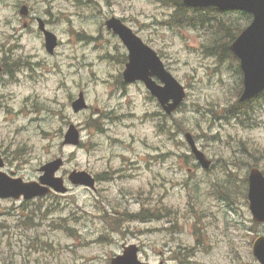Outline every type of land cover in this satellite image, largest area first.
<instances>
[{
    "label": "rangeland",
    "instance_id": "1",
    "mask_svg": "<svg viewBox=\"0 0 264 264\" xmlns=\"http://www.w3.org/2000/svg\"><path fill=\"white\" fill-rule=\"evenodd\" d=\"M23 1L39 14L37 5L41 9L46 3L55 5L58 15L52 30L61 45L54 57L45 52L38 34H19L20 24L10 25V6ZM94 4L97 8L88 0H0V48L5 40V48L10 47L14 57H29L37 64L14 81L9 79L8 85L0 78V152L8 151L6 172L34 181L39 168L58 157L65 161L63 178L73 171L94 176L111 171L96 192L69 186L67 194L36 201L0 200V264L3 259L23 256L39 258L40 264H110L125 245L139 246L142 262L178 264L172 261L171 251L181 246L197 250L203 242L196 244L198 235L191 219L180 220L173 230L168 220L178 218L177 210L187 214L191 196L200 195L204 208L198 205L197 212L202 208L200 213L207 214L201 221L210 219L200 227L212 222L202 231L212 243L204 245L207 250L195 252L194 264H231L237 252L251 256L248 243H241L244 235L234 227L226 231L225 220L218 219L228 202L210 193L230 179L224 191L229 189L230 197L240 207L246 206L244 180L251 166L258 163L264 171V99L256 103L253 122L244 124V119L237 118L229 125L223 116L238 99L241 81L235 63L220 65L218 59L205 57L203 46L212 44H207L208 34L163 26L168 10L150 0H95ZM112 13L129 16L131 27L161 54L166 67L187 89L186 105L164 126L153 116L161 114V108L142 85L127 89L126 95L120 88L124 67L110 52L122 49L103 28L105 15ZM219 47L213 45L217 52ZM80 92L90 108L75 114L71 103ZM37 104L45 109H38ZM50 112L55 114L49 117ZM105 113L112 115L103 122ZM69 124L81 128L83 147L63 146ZM181 129L199 136L202 151L216 162L212 170L204 171L190 157L184 161L173 157L189 154L184 146L179 149L183 135H170ZM169 152L172 157L157 158ZM162 200L174 210L168 220L145 227L114 218L120 212L150 210ZM246 216L250 219L247 212ZM150 218L158 219L160 214L145 211L141 220ZM232 218L240 219L237 214Z\"/></svg>",
    "mask_w": 264,
    "mask_h": 264
},
{
    "label": "water",
    "instance_id": "2",
    "mask_svg": "<svg viewBox=\"0 0 264 264\" xmlns=\"http://www.w3.org/2000/svg\"><path fill=\"white\" fill-rule=\"evenodd\" d=\"M189 4L196 6H216L222 10H247L254 14L255 21L251 27L246 30L241 37L232 46V50L239 56L242 69L244 71L245 91L242 101L250 99L264 90V0H186ZM186 2V3H187ZM124 34H128L127 32ZM155 55V54H154ZM156 57V56H155ZM158 61L157 58H155ZM137 61V58H136ZM134 56L132 54V63ZM155 69V68H154ZM157 70V69H155ZM143 74V73H141ZM138 74V75H141ZM130 76V75H129ZM167 78V76H166ZM171 87H178L177 83L169 77V90L157 93L159 98L166 96ZM175 91V90H171ZM81 106L76 108L79 111ZM191 144L192 141H190ZM66 143L78 145L79 134L75 128H71ZM195 150V149H194ZM197 157L205 164L202 155ZM62 165L61 160H57L44 168L45 177L42 178V184L52 186L58 192H66L61 179H56L55 173ZM207 166V165H206ZM73 183H81L92 185L93 180L86 173H74L71 177ZM250 197L253 203V210L260 215H264V177L254 170L250 179ZM48 189L40 187L38 184H23L19 181H5V176L0 175V197L19 198L24 194L26 197L44 196L48 193ZM264 246V245H263ZM263 251V250H262ZM258 255L263 256L264 252L257 250ZM113 264H140L136 261V250L129 251L127 257L118 258Z\"/></svg>",
    "mask_w": 264,
    "mask_h": 264
},
{
    "label": "flooded vegetation",
    "instance_id": "3",
    "mask_svg": "<svg viewBox=\"0 0 264 264\" xmlns=\"http://www.w3.org/2000/svg\"><path fill=\"white\" fill-rule=\"evenodd\" d=\"M3 68L5 69V65H3ZM6 162L7 159L5 157V163ZM243 218L245 219L244 214H243ZM244 225H247L246 228L247 230H249V232L246 235H244L242 238L248 244L251 245L253 241H255L258 237H264V224L245 222ZM233 258L234 259H232V264H260L259 261L253 255L245 257L241 253L237 252L236 254H234ZM245 258H247L248 260H245Z\"/></svg>",
    "mask_w": 264,
    "mask_h": 264
},
{
    "label": "trees",
    "instance_id": "4",
    "mask_svg": "<svg viewBox=\"0 0 264 264\" xmlns=\"http://www.w3.org/2000/svg\"><path fill=\"white\" fill-rule=\"evenodd\" d=\"M183 9H185V8L182 5H180V11H183ZM209 13L217 14V12L214 10H210ZM236 36H237V34H235L234 36H225L224 39L227 41H233L236 38ZM222 50H223L222 47H219V51L221 52Z\"/></svg>",
    "mask_w": 264,
    "mask_h": 264
}]
</instances>
